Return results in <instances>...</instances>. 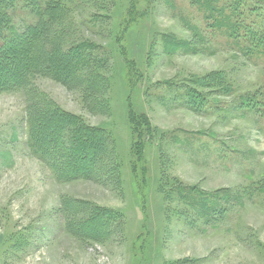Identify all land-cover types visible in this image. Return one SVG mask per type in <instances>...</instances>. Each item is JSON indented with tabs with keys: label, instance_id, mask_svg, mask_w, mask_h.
<instances>
[{
	"label": "rangeland",
	"instance_id": "374dc122",
	"mask_svg": "<svg viewBox=\"0 0 264 264\" xmlns=\"http://www.w3.org/2000/svg\"><path fill=\"white\" fill-rule=\"evenodd\" d=\"M240 1L239 15L237 0L68 5L50 36L60 34L56 45L67 31L66 48L91 44L102 86L93 94L33 75L0 92V264H264V114L242 112L249 96L264 100V49L248 57L249 42L229 37L238 19L242 37L248 26L264 31V0ZM38 19L16 12L0 44L22 42ZM45 104L108 134L115 179L55 178L57 157L49 149L45 162L29 137L28 119ZM95 208L117 215V230L75 234L71 221Z\"/></svg>",
	"mask_w": 264,
	"mask_h": 264
},
{
	"label": "trees",
	"instance_id": "16d2710c",
	"mask_svg": "<svg viewBox=\"0 0 264 264\" xmlns=\"http://www.w3.org/2000/svg\"><path fill=\"white\" fill-rule=\"evenodd\" d=\"M40 1L0 0V35L1 33L4 35L6 30L14 28V14L18 11L23 10L28 15L40 18L37 24H31L25 28L22 42H17L18 35L4 36L2 39L3 43L0 44V92L23 88L30 77L39 75L59 80L69 87L78 82L84 83L87 90L91 89L92 93L93 91L100 93L102 75L99 71V63L102 60L94 58L88 52L90 50L92 52L94 47L85 41H81L66 48V43H63L68 37L67 31H64L61 38L63 41L57 43L58 45L54 43L60 34L55 33L56 35L50 36L52 29L49 30V28L65 16L68 12L66 11L68 5L75 0H48L46 5ZM237 2L239 4L235 8V12L239 15L241 13L240 6H243V3L240 0ZM253 10H255L254 12L262 11L261 8ZM240 21L241 19H238L232 25L233 29L229 26L231 30L229 37L247 40L250 47L242 46V50L244 54L250 57L258 49H264V31H258L248 26L246 31H242L244 35L242 37L240 36L241 27L237 26V24H241ZM42 39H45V42L49 41V43H41L40 40ZM43 53H45L44 57ZM55 53H59L58 56H55ZM63 54L64 58L59 57ZM186 96L194 106H204V101L197 96L190 94ZM89 99L91 100L90 96ZM100 101L102 100H92V103L99 110L103 107L99 104ZM102 103L107 106L106 101H102ZM244 106L251 109L242 112L264 114V100L261 97L249 96L246 98ZM36 108L38 110L33 111L28 119L31 148L33 152L36 151L41 155L47 163L48 161L43 155L51 149V154L57 157L54 165L50 166L56 179L65 182L95 179L105 183L115 179L118 168L113 144L103 129L88 126L80 117L70 115V113H66L51 104L36 106ZM137 146L138 149L136 150ZM144 148L142 142L141 145L133 146L138 163L143 161ZM90 165L93 168L88 173L87 169ZM143 170L142 172H144ZM63 208L65 213L66 210H71L67 201L63 202ZM72 210H74L72 213H77L75 208ZM92 210L94 211V209ZM115 220L117 221V215H113L112 212H102L96 209L91 215L80 221L73 219L70 225L73 232L78 236L93 239L97 238V234L115 232L117 230ZM95 222V228L88 229Z\"/></svg>",
	"mask_w": 264,
	"mask_h": 264
}]
</instances>
